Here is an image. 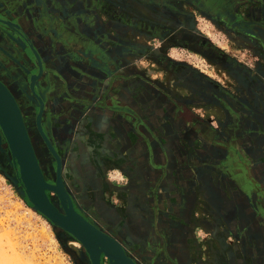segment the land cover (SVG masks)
<instances>
[{
    "label": "flooded vegetation",
    "instance_id": "1",
    "mask_svg": "<svg viewBox=\"0 0 264 264\" xmlns=\"http://www.w3.org/2000/svg\"><path fill=\"white\" fill-rule=\"evenodd\" d=\"M197 15L233 32L264 64V0H0V19L18 26L16 32L0 23V83L18 108L43 180L53 184L55 161L35 127L39 104L29 78L37 67L30 44L41 62L32 87L42 102L40 127L60 158V178L72 208L114 239L132 264H264V181L254 173L264 170V68L257 65L249 72L187 31L195 27ZM174 47L223 63L239 77V86L224 87L170 57ZM146 59L164 71L160 77L138 67ZM53 67L79 79L74 91L54 81ZM108 77L115 79L114 98H108V89L101 96L94 87ZM26 109L33 113L27 116ZM96 109L111 112L143 143L133 209L120 203V195L128 194L123 184L109 185L107 169L103 174L101 164L92 161L88 170L84 157L74 158L68 150L77 121ZM243 139L253 141L248 148L245 144L244 154ZM8 154L0 133V172L16 178ZM64 159H72L66 171L79 176L74 186L84 185L83 207L65 182ZM167 164L176 171V188L166 193L162 173ZM210 190L222 201L206 194ZM45 194L62 213L55 195ZM82 264H90L85 251ZM99 264L108 261L100 255Z\"/></svg>",
    "mask_w": 264,
    "mask_h": 264
},
{
    "label": "rangeland",
    "instance_id": "2",
    "mask_svg": "<svg viewBox=\"0 0 264 264\" xmlns=\"http://www.w3.org/2000/svg\"><path fill=\"white\" fill-rule=\"evenodd\" d=\"M194 23L195 27L187 31L205 38L211 45L218 47L222 54L231 56L238 65L245 67L247 71H254V67L257 65L264 68V64L252 47L246 43L242 44L233 32L218 28L209 19L198 15L194 17ZM152 43L154 47L159 46L157 40ZM168 55L182 60L190 66H195L196 69L213 77L212 79L217 80L224 87L234 89L235 85L239 86V77L237 78L236 75L226 70L223 63L211 61L203 54L174 47L168 52ZM249 61L253 65L251 68L248 67ZM138 62V67H143L149 77H160L164 72L147 59ZM157 72L159 76H157ZM25 113L27 116L31 115L33 110L26 109ZM30 134L37 153L42 158L44 151L42 148L40 149L33 132ZM9 160H11L10 157ZM77 161L80 164V160ZM71 162L72 159L63 161L64 173H66L64 179L71 189L70 193L74 201L76 199V205L82 206L84 204V185L80 189L74 186V184L79 186L80 183L76 181V179L79 180V176L74 175L75 173L72 176L66 171L67 165ZM46 168L51 170L49 163ZM106 180L111 187L116 185L117 179L113 175L107 176ZM17 182H19L17 173L15 178L0 172V264H82V260H84L82 246L71 239L70 235L52 225L41 214L33 211L26 198L21 195L22 189L17 185ZM49 196L51 200H55L52 194ZM109 199L113 202V194ZM108 203L111 201L108 200Z\"/></svg>",
    "mask_w": 264,
    "mask_h": 264
},
{
    "label": "water",
    "instance_id": "3",
    "mask_svg": "<svg viewBox=\"0 0 264 264\" xmlns=\"http://www.w3.org/2000/svg\"><path fill=\"white\" fill-rule=\"evenodd\" d=\"M0 23L15 29L17 32V25L1 19ZM27 46L35 59L37 67V73L29 78V89L39 104L35 117V127L46 149L55 161V181L53 184H48L43 180L18 108L10 93L0 83V133L6 144L11 162L16 166L18 181L22 189L21 195L26 198L33 211L41 214L52 225L77 241L85 251L90 264H99L100 255L107 259L108 264H132L124 256L119 244L114 239L95 229L72 208L71 200L66 194L60 178V158L40 127L42 102L32 90L34 81L41 72V62L32 46L30 44H27ZM45 191L55 195L62 213L50 203Z\"/></svg>",
    "mask_w": 264,
    "mask_h": 264
},
{
    "label": "crops",
    "instance_id": "4",
    "mask_svg": "<svg viewBox=\"0 0 264 264\" xmlns=\"http://www.w3.org/2000/svg\"><path fill=\"white\" fill-rule=\"evenodd\" d=\"M74 26L80 32V34H84V27L80 25V22L75 20ZM52 70L54 71L50 72L52 73L51 77L54 78V81L56 83H59L61 85L60 87L64 85V89L67 88L71 91H74L76 89L79 79L74 78V76H71L72 78H67L64 73L65 71L61 67H53ZM90 85L89 87H91ZM115 85V79L108 77L106 81H104V79L102 80V86L99 85L100 88H98V84H95V86H93L99 89V91H102L101 93L99 92L101 96L103 95V93H105V89H108V98H114L116 95L114 89ZM71 103H73V101H71ZM74 134L75 135L73 136L71 143H69L68 145L70 155L74 158L76 156L84 157V167L88 168V170L93 166L92 161H97V164L99 166L101 164L103 174L104 169H107V175L115 176L117 179V182H115V184H123V186H121L120 188L124 190V194H128L127 196L123 194L120 195V203L123 202L124 207H126L125 209H133L135 197L132 194L133 192L138 191V178L137 172L135 170V165L138 158V151L140 150L139 148L143 146V143H140V141L136 139V136L134 135V133H132V131H130V128L127 125H125L124 123L122 124L120 120H117V118L111 112H108L105 109H96L93 114H89L87 117H85V119L84 116L79 119L76 123ZM76 135L79 136L77 137ZM243 140L240 143L242 149H240V152L244 154L243 150L245 149V144L246 148H248L250 144L253 145V141H251V139ZM261 143L262 142H258L257 144L260 145ZM246 152H249L248 149H246ZM167 157L170 158L169 156ZM163 158L164 157L162 156L160 159L163 160ZM99 168L101 167L95 168V171L98 174L101 173L99 172V170H101ZM173 170L174 169L171 167V165L167 164L166 168H164V173H162L164 174V178L162 180L163 186H161L162 190H164L166 193L167 191L170 192L172 191V189L175 190L176 188V184L173 183V177L176 171ZM254 173L257 178H259V181L263 183V168H257L256 172ZM181 186L183 185L181 184ZM199 186L197 189L200 188ZM205 189H207V187H205ZM216 189L217 188L215 187V190ZM215 190H212L214 193H212V191L210 190V192H206V194L209 193V195L212 196V199L222 201V195L216 194L215 192L217 191ZM166 196L168 197V194ZM131 212L132 210H130L129 213Z\"/></svg>",
    "mask_w": 264,
    "mask_h": 264
},
{
    "label": "clouds",
    "instance_id": "5",
    "mask_svg": "<svg viewBox=\"0 0 264 264\" xmlns=\"http://www.w3.org/2000/svg\"><path fill=\"white\" fill-rule=\"evenodd\" d=\"M253 65H252V62L251 61H249V63H248V67H252Z\"/></svg>",
    "mask_w": 264,
    "mask_h": 264
}]
</instances>
